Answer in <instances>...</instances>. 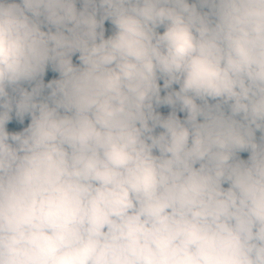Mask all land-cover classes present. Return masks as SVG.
<instances>
[{"label": "clouds", "instance_id": "clouds-1", "mask_svg": "<svg viewBox=\"0 0 264 264\" xmlns=\"http://www.w3.org/2000/svg\"><path fill=\"white\" fill-rule=\"evenodd\" d=\"M0 264H264V0H0Z\"/></svg>", "mask_w": 264, "mask_h": 264}, {"label": "trees", "instance_id": "trees-1", "mask_svg": "<svg viewBox=\"0 0 264 264\" xmlns=\"http://www.w3.org/2000/svg\"><path fill=\"white\" fill-rule=\"evenodd\" d=\"M242 155H244V157L246 158V155H247V154H242Z\"/></svg>", "mask_w": 264, "mask_h": 264}]
</instances>
